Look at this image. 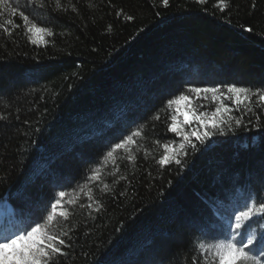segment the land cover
I'll use <instances>...</instances> for the list:
<instances>
[{
  "label": "trees",
  "instance_id": "obj_1",
  "mask_svg": "<svg viewBox=\"0 0 264 264\" xmlns=\"http://www.w3.org/2000/svg\"><path fill=\"white\" fill-rule=\"evenodd\" d=\"M25 2L0 8V233L67 232L55 264H206L198 241L225 238L236 212L264 202V111L229 100L223 131L192 127L189 144L168 102L189 88H264V0ZM20 11L52 35L33 43ZM210 129L203 143L190 135ZM57 200L67 219L49 222Z\"/></svg>",
  "mask_w": 264,
  "mask_h": 264
},
{
  "label": "snow or ice",
  "instance_id": "obj_2",
  "mask_svg": "<svg viewBox=\"0 0 264 264\" xmlns=\"http://www.w3.org/2000/svg\"><path fill=\"white\" fill-rule=\"evenodd\" d=\"M55 2L57 8H60L61 0H55ZM168 2L169 0H162L165 6H167ZM198 2L206 3L207 0H198ZM29 3L35 6L34 0H26L24 5L25 10H27ZM39 6L41 8L44 6L43 0H41ZM214 6L223 10L227 6L226 0H217ZM19 7V4L15 7L11 6L9 0H0V8H9L11 14H16ZM18 15L27 25V32L37 37V39H33L32 36L28 37L33 43L43 42L44 35H52L50 29L41 27L35 22L36 18H31L33 22L29 23L31 14L25 15L24 11H20ZM6 23L11 25L13 21L8 20ZM3 27L4 25L0 24V28ZM15 27H19V25H15ZM246 30L249 32L252 31L251 28ZM4 31L9 35L12 34L8 28H4ZM223 88L226 89V93L221 91V86L219 85L214 88H189L188 91L197 94V96L211 93L213 100H220L221 96H225L228 100L233 101L237 106V111L240 110L241 105L244 106L245 112L253 111V108L249 107V105H254L256 108L264 111V88L253 90L251 88L237 87L235 84L223 85ZM179 99L186 100L188 97L182 94ZM172 104L173 101L170 100L168 106L170 107ZM232 111L233 109L231 107L221 101L209 118L212 121V129L223 131L222 128H218V125L225 122L223 120H217L216 117L221 113H231ZM204 115L203 113L201 114V116ZM3 119H7V117L0 115V120ZM197 119H200V117H197ZM229 119H232V117H229ZM257 119L259 120L260 117L257 116ZM201 123L207 126L206 120H201ZM235 123L238 126L241 125V119L236 118ZM171 131L180 132L175 126L171 127ZM140 135L141 131L138 129L116 143L113 149H126L128 145L135 143L134 137ZM190 135L196 136L203 143L205 139L213 135V131L210 129L201 135H197L196 132ZM184 139L186 143H191L189 136H185ZM183 147L184 145L181 144V148ZM193 147L195 146L193 145ZM107 156L112 157L113 151L110 150ZM127 159H133V157L129 155ZM171 159L172 157L166 153L162 156L159 163L168 164ZM176 163H180V161L177 160ZM105 188H107V185H105ZM64 195V192L59 193L60 197ZM261 200L264 201V197ZM59 203L60 201L57 200L56 203L51 204L53 212ZM60 215L64 219H67L66 213H61ZM253 217H257L258 221L264 220V202L257 204L256 200H253L250 204L246 203L244 205L243 211L236 212L234 222L230 225L233 231L225 238L214 243L198 241L197 248L205 250L208 253V256L204 258L206 264H264V231H258V229H264V223H258V229H253L249 223ZM47 220L49 222L53 221V215L51 213L47 215ZM33 223H35V226L29 225L17 232L0 236V264H55L56 257L63 255L61 246L66 245V241L61 238V235L67 236V232L55 233L51 231V225H45L39 222Z\"/></svg>",
  "mask_w": 264,
  "mask_h": 264
},
{
  "label": "rangeland",
  "instance_id": "obj_3",
  "mask_svg": "<svg viewBox=\"0 0 264 264\" xmlns=\"http://www.w3.org/2000/svg\"><path fill=\"white\" fill-rule=\"evenodd\" d=\"M30 36L33 37V39H37L36 36H33L32 33H30ZM48 35H44L43 42L46 40ZM43 42H37V43H43ZM203 89V88H200ZM222 92L226 93V90H221ZM206 95V98H205ZM205 95H199L194 93L185 94L184 96L188 97L186 100H181L178 98L173 100V104L171 105L174 109V121L173 125L177 129L180 130L179 134H181L183 137L188 136V132L193 128H198L200 126L202 127H208L210 128L212 125L211 114L215 111V108L219 106L220 102L222 101L224 104L229 105V100L225 98V96H221L220 100H213L212 94L207 93ZM234 99V98H233ZM205 114L204 116H201V114ZM229 113H221L219 114L216 119L221 120L222 117L227 116ZM197 117H200V119H197ZM201 120L207 121V126H204V124L201 123ZM191 126V127H190ZM132 145V144H131ZM131 145H128L126 149H119L113 151L112 157H106L103 161L104 164L101 166V168L97 169L93 175V180L97 182L100 181V175L103 173V169L105 166H108V164H114L115 161L118 159L120 154H127L130 151ZM165 154L167 153L168 146L165 147ZM89 191V190H88ZM88 191L82 190L84 198L88 195ZM90 192V191H89ZM69 201H73L72 199ZM56 203V202H55ZM63 201H60V203L57 205L55 211L52 210L53 218L56 214L63 213ZM7 211L11 214H13V209L11 206H7ZM234 222V221H233ZM49 225V224H48ZM52 229V228H51ZM13 233V232H10ZM1 236L8 235V231H3L0 233ZM206 256H208V253L205 251Z\"/></svg>",
  "mask_w": 264,
  "mask_h": 264
}]
</instances>
